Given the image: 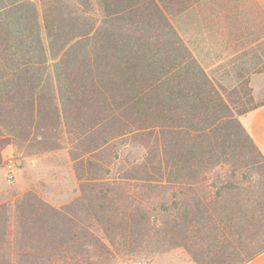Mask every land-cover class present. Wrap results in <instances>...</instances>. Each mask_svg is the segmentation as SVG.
I'll use <instances>...</instances> for the list:
<instances>
[{
	"label": "trees",
	"instance_id": "obj_1",
	"mask_svg": "<svg viewBox=\"0 0 264 264\" xmlns=\"http://www.w3.org/2000/svg\"><path fill=\"white\" fill-rule=\"evenodd\" d=\"M191 27L261 65L258 0H0V166L8 146L67 148L80 182L62 207L33 191L0 202L4 264L264 253V174L241 172L264 156L240 121L263 104L235 111L184 39Z\"/></svg>",
	"mask_w": 264,
	"mask_h": 264
},
{
	"label": "rangeland",
	"instance_id": "obj_2",
	"mask_svg": "<svg viewBox=\"0 0 264 264\" xmlns=\"http://www.w3.org/2000/svg\"><path fill=\"white\" fill-rule=\"evenodd\" d=\"M248 1L231 0V3L238 6ZM258 1L264 4V0ZM182 35L208 74L222 81L228 88L227 95L234 102L235 111L241 106L252 109L264 103V57L256 69L252 59L235 55L237 48L229 49L221 41L219 33L205 34L191 27ZM203 35L205 37L202 38ZM239 79L244 83H239ZM134 154L136 155V151ZM3 156L4 164L0 166V202L7 197H19L33 191L52 205L62 207L79 196L80 182L69 149L27 155L19 152L14 146H8ZM257 162L256 160L251 162L247 170L243 164H239L240 167H244L241 169L243 180L262 179L264 166ZM257 186L256 195H261V183L257 182ZM111 250L115 253L114 248L111 247ZM0 264H4L1 259ZM102 264H196V262L187 250L177 248L152 256L146 253H139L134 257L117 256L113 263L103 260Z\"/></svg>",
	"mask_w": 264,
	"mask_h": 264
},
{
	"label": "crops",
	"instance_id": "obj_3",
	"mask_svg": "<svg viewBox=\"0 0 264 264\" xmlns=\"http://www.w3.org/2000/svg\"><path fill=\"white\" fill-rule=\"evenodd\" d=\"M240 121L264 156V103L241 116ZM248 264H264V253Z\"/></svg>",
	"mask_w": 264,
	"mask_h": 264
}]
</instances>
